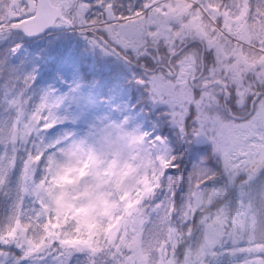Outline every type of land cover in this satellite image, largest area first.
<instances>
[{"label":"snow or ice","instance_id":"1","mask_svg":"<svg viewBox=\"0 0 264 264\" xmlns=\"http://www.w3.org/2000/svg\"><path fill=\"white\" fill-rule=\"evenodd\" d=\"M0 264H264V0H0Z\"/></svg>","mask_w":264,"mask_h":264},{"label":"rangeland","instance_id":"2","mask_svg":"<svg viewBox=\"0 0 264 264\" xmlns=\"http://www.w3.org/2000/svg\"><path fill=\"white\" fill-rule=\"evenodd\" d=\"M66 75H67V77L69 79H72V75L73 74L70 71L68 73H66ZM85 75H86L87 79H91L92 78V74L90 72L85 71ZM47 82H51V80L48 79ZM105 91H106V88H105ZM133 94H135V95L133 96ZM134 97H135V100H134ZM125 99L128 100V103L130 105H135L136 110H139L141 107H143V103H142V101L139 100L138 94H136V93H129L125 97ZM161 134L167 135L168 133L164 132V131H161Z\"/></svg>","mask_w":264,"mask_h":264},{"label":"trees","instance_id":"3","mask_svg":"<svg viewBox=\"0 0 264 264\" xmlns=\"http://www.w3.org/2000/svg\"><path fill=\"white\" fill-rule=\"evenodd\" d=\"M135 95V94H134ZM134 100H135V97H134ZM139 106V105H138Z\"/></svg>","mask_w":264,"mask_h":264}]
</instances>
